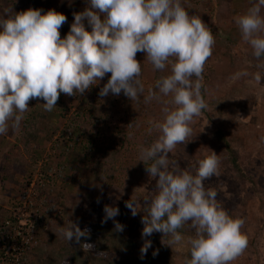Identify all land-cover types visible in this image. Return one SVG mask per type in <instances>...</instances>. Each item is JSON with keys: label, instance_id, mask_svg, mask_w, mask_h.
I'll return each instance as SVG.
<instances>
[{"label": "clouds", "instance_id": "1", "mask_svg": "<svg viewBox=\"0 0 264 264\" xmlns=\"http://www.w3.org/2000/svg\"><path fill=\"white\" fill-rule=\"evenodd\" d=\"M262 7L264 0H258L235 18L242 40L251 46L257 61H264ZM73 15L70 31L61 38L67 17L54 9L46 13L5 9L0 14V135L10 129L19 132L31 100L46 101L44 110L51 112L61 93L83 96L107 74L110 78L100 89V97L123 92L130 101H139L145 86L142 63L136 57L138 52L145 53L154 69L170 68V74L158 78L144 95L145 104L155 100L163 105L162 121H148L149 133L155 130L158 137L139 149L140 162L155 181L154 188L143 200L132 195L125 201L133 217L144 213L141 259L152 246L146 238L159 232L162 243L172 249L188 246L190 259L185 264H231L246 250L248 238L242 232L245 220L231 216L218 200V191L206 187L205 181L221 174L219 155L212 151L190 169L169 161L176 146L189 141L195 118L208 108L202 88L204 66L215 45L212 31L199 15L189 13L182 0H88V7ZM256 67L264 69V62ZM250 75L261 82L260 71L242 70L233 79ZM104 213L102 223L112 219L114 231L124 230L115 221L118 207L105 205ZM185 225L194 235L182 234ZM60 231L84 252L93 251L94 244L81 240L90 239L89 228L82 230L72 222ZM156 255L158 250L153 252Z\"/></svg>", "mask_w": 264, "mask_h": 264}, {"label": "trees", "instance_id": "2", "mask_svg": "<svg viewBox=\"0 0 264 264\" xmlns=\"http://www.w3.org/2000/svg\"><path fill=\"white\" fill-rule=\"evenodd\" d=\"M182 3L190 14H196L202 18L215 38L212 56L204 66V70L207 69L208 73L204 74L203 72L202 95L205 101L207 96L204 89L211 82L210 80L215 77L223 78L227 76L231 70L236 68L239 62H243L244 70H247L250 74L262 70L258 69L256 65L264 61H257L253 57L251 46L245 43L242 37L233 49L219 47L216 44V39L219 38L221 30L226 26L223 17L229 14L234 7L232 0H208L203 11H198L199 4L193 0H182ZM86 7H88V0H0V14L5 9L21 12L30 8L42 9L43 13L53 9L63 13L67 17V22L60 29L61 38L66 37L70 31L71 24L74 22L73 13L82 12ZM85 26L87 30H91L87 21H85ZM136 59L142 63L141 79L142 82L146 81L148 84V86L144 85V95H147V90L150 87L154 88L156 80L162 75H168L170 68L163 72L154 69L145 60V53L142 52L137 53ZM109 78L110 74H107L100 83L97 82L98 85L86 90L83 96L77 94V96L71 97L61 93L56 108L62 111V114L58 117H60V121L62 120L63 125L59 128L58 137L54 140L55 133L52 132L48 135L47 130L43 129V124L46 123L47 129H49V124H53L54 121L51 117H57L56 112H47L44 108L41 109L43 105L39 104L40 101L43 103L46 101L34 99L35 106L25 116L16 136V141L20 144L23 154L19 152L16 157H5V162L0 166L1 181L15 184L14 191L20 193V190L24 188L21 183H17V178L33 168L32 165L27 164L23 155L37 161L39 156L36 155V150L39 149L41 141L50 143L51 149L57 152L56 160L58 163L53 169L48 165L43 168L45 171L40 174L35 187L42 201L40 213L44 217L50 214L55 205L64 198L63 190L53 195L54 189H56L54 186L58 181L64 183L63 185L69 183L64 170L76 172L80 169L84 176L87 174L91 176L94 179L93 185L97 186L104 183L110 186L121 183L124 176L133 178V170L138 171L134 167L137 165L140 146H148L150 135L153 134V131L151 133L148 131L150 127L148 121H162L163 119L161 111L163 105L155 100L145 104L144 95L140 97L139 101H130L123 92L119 96L100 97V89L107 83ZM244 79L251 80V75L244 77ZM234 89H238V86H234ZM170 98L165 97L164 99ZM73 99L82 102L81 108L74 112L69 107ZM206 102L210 110L204 111L205 114L202 113L204 116L212 112L219 118L225 119L222 114L231 107L227 95L222 96L219 100L211 99ZM130 103L139 106L141 114L130 116L126 113L124 110ZM69 113L71 114L68 115ZM231 115V113L227 114L228 117H231ZM223 126L227 127L224 123ZM215 130L217 131L213 132L212 135L213 142L217 144L216 153L220 159L221 174L219 178L225 179L227 177L235 185V193L233 192L232 197L225 198L223 196V198L218 195V200L222 202L224 209L235 218L237 212L245 213L248 210L247 208L254 205V203L242 206L234 196L243 195L247 197L251 195L261 199L257 193V186L264 184V167L259 164V161L264 159V144L259 151L249 152L246 159L242 161L241 157L245 154L244 138L239 136L238 140L236 136L220 130L217 125H215ZM2 137L3 135H0V139ZM199 153L200 149L196 144H185L180 147L179 152L170 153L169 159L172 161L177 159L184 166H189L193 162L196 164L202 157ZM253 159L257 161L256 165L250 161ZM143 165L145 164L143 163ZM48 169L53 170L49 177L46 173ZM78 189L81 193L86 191L88 187L79 185ZM141 212L144 215L143 211ZM93 214V220L88 224L95 238V247L92 252L72 249L69 245L62 244L59 238L47 235L44 240L48 247L47 258H42V264H185V260L190 259L189 249L186 253L180 255L173 252L162 243L163 234L159 232H155L146 238L152 241V246L148 249L146 256L141 259L140 250L145 239L142 238V235L138 239L131 237L128 232L124 235L123 231H114L115 224L112 219L102 223L105 216L104 206ZM115 221L122 224L118 216L115 217ZM46 229L47 226L39 222L37 226L39 243L40 235L44 234ZM181 232L186 236L194 235L193 230L188 225H185ZM167 239L166 237L165 241ZM254 239L255 236L250 240L248 239L245 255L239 256L231 264H260L258 250L254 247ZM156 250H158V255L153 256V252ZM100 252H103V255H97ZM31 258H36V254L32 252V249L27 252L22 264H27ZM39 261L42 262L41 259ZM34 263H37V261Z\"/></svg>", "mask_w": 264, "mask_h": 264}, {"label": "rangeland", "instance_id": "3", "mask_svg": "<svg viewBox=\"0 0 264 264\" xmlns=\"http://www.w3.org/2000/svg\"><path fill=\"white\" fill-rule=\"evenodd\" d=\"M193 1L199 4L198 11H203L208 2V0ZM232 2L234 7L229 14H226L223 17L226 26L224 25L225 27L221 30L222 36L220 34L219 38L216 39V44H218L219 47L230 49H233L241 38V33L237 24L235 23V18L246 13L247 10L253 6V4L258 3V0H232ZM261 14L264 15V7H262ZM242 70H244L243 62H239L236 68L231 70L227 76L223 78L215 77L214 79L210 80L211 82L206 85L204 89L207 100H219V98L222 96L227 95L231 107L228 109V111L226 110L222 114V117L225 119L219 118L212 112L207 113L205 116V112H203L204 114L195 118V122L191 125L193 128V134L191 137H189V141L185 144H196L198 149H200L199 154L202 156L200 159L205 158V156L212 151L216 152L217 144L213 142L214 138L212 135L213 132L217 131L215 130V125L220 127V130H224L228 134L236 136L238 140L239 136L244 138L243 144L245 154L241 157L242 161L246 159L249 152L255 153L259 151L261 146L264 144V69L260 70L262 73V80L260 83H256L252 79L246 80L244 77L233 79L235 74ZM207 73L208 70L205 69L204 74ZM168 74H170V72ZM143 83L145 86H148L146 81ZM234 86H238V89H234ZM39 104L42 105L43 102L40 101ZM34 106L35 104L33 99L29 103L30 109L27 113H30ZM81 106L82 102H78L74 99L69 104L70 110L72 112L78 110V108L80 109ZM43 108L44 107L42 106L41 109ZM207 110H210L209 106ZM52 111L56 112L55 115H57V117H51L54 119L52 122L53 124H49L50 128L47 129V125L44 123L43 129L45 128V130H47L48 135L54 132V140L58 137L59 128L62 127L63 122H61L62 120L60 121V117H58V115L60 116V114H62V111L56 107ZM124 111L130 116H138L141 114V108L131 103L126 106ZM27 113H25V116ZM228 113L232 114L231 117L227 116ZM223 123L224 125L226 124L227 127L223 126ZM17 134L18 132L13 133L10 129L8 134L3 135L2 139H0V166L5 162V157H16L17 153H22V148L16 141ZM158 135L159 133L153 130V134L150 135L148 145H150L158 137ZM96 144L98 145L99 143ZM185 144L177 145L173 152H179L180 147ZM37 154L39 156L37 161H35L34 158L23 155L27 164H30L33 167L29 169V172L27 171L28 173L26 172L27 174H22L17 178V183H21L23 187L25 183H27L29 186L30 184H34L33 186L35 189L37 180L40 178V174L45 171L43 168L48 165L51 169H53L55 168L56 163H58L56 160L57 152L51 149L49 142L41 141L39 149L36 150V155ZM58 160L60 161V159ZM169 161L180 168L190 169L192 165H195V162H193L189 166H184L177 159H174V161L169 159ZM250 161H252L255 165L257 163V161L254 159ZM259 164L264 167V159H261ZM134 168H137L138 171L135 172L133 170V178H127L124 176L121 183H116L112 186L108 185L107 183L100 184L99 186L93 185L94 179L88 174L84 176L80 169H78L76 172L64 170L65 175L68 177L69 183L63 185L64 183L62 184L60 181H58L54 186V188L57 190L54 189L55 191L53 192V195H55L58 191L63 190L62 192L65 194L64 198L60 200V202L53 208V211L50 214H47L44 218V224L47 226V229L44 234L40 235V245L34 250L36 258H31L27 264H42V258H47L48 247L44 242L47 235H53L54 237L59 238L62 241V244H67L72 249L82 250L80 245L74 240L69 242L67 239H65L61 234L60 229L62 227H67L72 222L77 223L82 230L85 227L89 228L90 226L88 224H90V221L93 220V213H97L105 205L119 208L118 219H120L122 225L125 226L123 230L124 235H126L128 232L131 237L140 239L144 227V225L141 223L143 214L140 212L135 217H133L130 209L125 206V201L131 199L132 195L137 200H143L144 197L151 194L155 185V181L151 180V178L148 176L145 171V165H143L142 161L140 162L139 158H137V165ZM51 169L46 171L48 177L51 176L53 172ZM79 182L82 183L80 184ZM205 184L206 187L215 188L219 193L218 195L222 197L225 196V198H230L235 193V185L227 177L223 179L213 176L210 180L205 181ZM79 185L88 187L89 190L87 189L86 191L80 193L78 189ZM14 188L15 184L1 181L0 175V220L9 214L8 211L16 207V198L19 196L21 191L20 193L18 191H14ZM257 193L261 199H259L257 196L254 197L251 195L247 197L243 195H237L234 197L238 199V202L242 206H248L249 204L251 205V203H254V205H251L249 208H247L248 210L245 213L237 212L236 217H241L245 220V224L242 227V232L246 234L247 238L250 240L255 236L254 247L258 250L260 264H264V184L262 186H257ZM98 199L99 203L97 202ZM185 237L187 236L185 235ZM81 240L82 242L92 244L95 243V238L92 231L90 239H85L82 237ZM166 246L179 255L186 253L188 250V246L174 247V249L168 245ZM245 253L246 250L242 255H245ZM40 259L42 261L41 263L39 261ZM36 261L37 263H34Z\"/></svg>", "mask_w": 264, "mask_h": 264}, {"label": "built area", "instance_id": "4", "mask_svg": "<svg viewBox=\"0 0 264 264\" xmlns=\"http://www.w3.org/2000/svg\"><path fill=\"white\" fill-rule=\"evenodd\" d=\"M34 184H24L16 198V207L0 220V264H22L27 252L40 245L37 226L44 224L42 201Z\"/></svg>", "mask_w": 264, "mask_h": 264}]
</instances>
